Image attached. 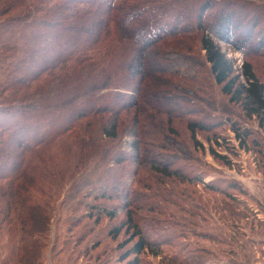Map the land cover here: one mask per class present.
Instances as JSON below:
<instances>
[{"label": "trees", "instance_id": "1", "mask_svg": "<svg viewBox=\"0 0 264 264\" xmlns=\"http://www.w3.org/2000/svg\"><path fill=\"white\" fill-rule=\"evenodd\" d=\"M213 4L0 0V264H45L53 212L62 196L83 183L84 189L98 190V200H112L107 192L115 175L108 166L120 163L109 154L108 142L127 132L135 151L151 154L143 142L160 146L164 133L163 128L151 130L156 123L151 113L183 118L174 97L155 87L165 86L163 55L190 54L184 37L200 36L213 82L229 102L239 104L250 117L264 114V83L248 64L241 71L245 84L239 83L231 62L212 39L217 29L200 22ZM229 32L236 46V33ZM241 48L246 56L249 50ZM233 126L242 147L240 137L246 134ZM187 130L194 148L203 151L194 134L210 132L209 127L190 123ZM209 153L215 154L211 147ZM101 213L115 217L105 209ZM111 233L116 239L120 231ZM134 238L131 255L156 246L138 228ZM236 254L226 263L213 264H249L250 259ZM133 264H139L138 259Z\"/></svg>", "mask_w": 264, "mask_h": 264}, {"label": "rangeland", "instance_id": "2", "mask_svg": "<svg viewBox=\"0 0 264 264\" xmlns=\"http://www.w3.org/2000/svg\"><path fill=\"white\" fill-rule=\"evenodd\" d=\"M213 1V10H205L200 22L217 29L212 39L239 83L245 84V64L264 83V0ZM229 31L236 33V46ZM192 37H184L190 54L163 55L165 86L155 87L174 97L183 118L151 113L156 122L151 130L164 131L160 146L143 142L151 154L135 151L127 132L108 142L109 154L120 163L108 166L115 175L107 192L112 200H98V190L84 189L83 183L62 196L54 208L45 264H133L135 259L139 264H166L165 259L213 264L226 263L237 251L249 264H264V125L259 126L264 114L250 117L229 102L213 82L200 36ZM241 47L249 50L246 56ZM190 123L210 129L194 134L203 151L194 148ZM232 125L246 134L240 137L242 147ZM103 209L115 217H104ZM136 227L156 243L139 256L129 254L137 243ZM117 229L115 239L111 231Z\"/></svg>", "mask_w": 264, "mask_h": 264}, {"label": "bare ground", "instance_id": "3", "mask_svg": "<svg viewBox=\"0 0 264 264\" xmlns=\"http://www.w3.org/2000/svg\"><path fill=\"white\" fill-rule=\"evenodd\" d=\"M236 58H238V57H236Z\"/></svg>", "mask_w": 264, "mask_h": 264}]
</instances>
